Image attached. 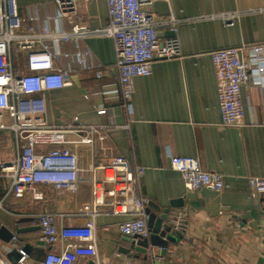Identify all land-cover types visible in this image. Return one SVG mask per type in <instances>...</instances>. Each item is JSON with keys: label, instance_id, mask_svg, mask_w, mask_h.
<instances>
[{"label": "crops", "instance_id": "crops-1", "mask_svg": "<svg viewBox=\"0 0 264 264\" xmlns=\"http://www.w3.org/2000/svg\"><path fill=\"white\" fill-rule=\"evenodd\" d=\"M16 3L22 14L37 17L33 24L38 28L47 24L48 15L54 17L50 23L57 29H69L74 23L101 27L108 19L105 0H74L66 11L59 10L52 0ZM259 4L264 0H157L150 8L156 15L165 17L172 11L185 18ZM22 30H27L26 24ZM170 34L165 27L158 30L160 37ZM177 35L179 56L155 58L149 74L132 79L129 109L111 92L118 82L112 39L91 35L63 43L61 50L68 55L58 53L54 64L67 71L72 84L45 91L43 118L54 126L75 118L88 124H109L104 139L96 142L97 153L112 147L132 164L144 167L139 190L147 198L144 207L149 236L132 241L153 244L162 258L152 261L148 251L129 248L130 241L117 229L126 216L109 212L95 218L100 258L117 264H264V197L255 194L247 180L250 175L264 177V93L252 80L247 81L241 87L242 122L221 125L209 54L214 48L264 43V11L241 14L233 24H224L217 17L182 20ZM83 49L89 54H76ZM97 69L100 76L95 75ZM98 107L105 111L97 112ZM15 148L12 131L0 130V160L13 158ZM172 154L195 156L202 168L222 173L223 187L187 188L179 172L170 167ZM8 184L9 180L0 176V199ZM36 189L40 198L25 192L20 198L8 193L2 200L0 226L37 227L16 233L15 242L0 239L4 255L14 263L20 256L18 247L27 252V264L40 260L50 248L38 240L39 212L67 213L63 225L84 221L75 211L90 198L88 183L79 184L76 193L48 185H37ZM172 208L183 211L187 230L179 234L169 229L160 235L159 226L168 225L162 211ZM53 247L59 248V243Z\"/></svg>", "mask_w": 264, "mask_h": 264}, {"label": "built area", "instance_id": "built-area-1", "mask_svg": "<svg viewBox=\"0 0 264 264\" xmlns=\"http://www.w3.org/2000/svg\"><path fill=\"white\" fill-rule=\"evenodd\" d=\"M52 1L61 11L71 8L74 2ZM105 1L108 14L105 25L90 28L74 23L69 29H57L50 23L53 16H46L47 24L38 28L33 24L37 17L22 14L16 0H0V130L12 131L16 141L14 157L0 160V176L9 180L3 198L8 193L20 198L25 192L40 198L37 185L71 193H76L81 183H88L90 187L89 200L75 211L84 217L82 223L61 224L67 216L65 212L44 210L37 214L38 240L50 248L33 264H75L77 261L117 264L100 258L97 252L95 218L102 212L126 216L117 223L120 233L134 239L149 236L144 207L147 198L139 190L144 167L132 164L112 147H103L100 154L96 151V142L104 139L105 129L111 125L88 124L75 118L71 123L54 126L43 118L45 91L72 84L67 71L54 64L58 53L68 55L61 50V45L91 35L110 37L118 72L117 86L111 92L129 109L132 79L149 74L155 58L181 54L177 30L182 20L217 17L224 24H233L241 14L264 11V4H259L179 18L172 11L165 17L154 14L150 7L157 0ZM24 24L26 31L22 30ZM161 27L171 34L160 37ZM22 50L23 55L19 54ZM76 54L87 55L89 51L76 50ZM209 54L217 83L220 123L239 125L244 116L241 87L252 80L264 93V43L219 47ZM95 75L100 76L101 70L97 69ZM104 111V107L97 108L99 113ZM169 164L189 189L223 187V174L202 168L195 156L172 154ZM247 180L254 193L264 197V177L250 175ZM167 221L176 233L187 230V218L178 208L167 212ZM9 241L15 242L16 235ZM58 243L59 248H52ZM152 245L148 243L147 251L152 261H159L162 256ZM17 249L20 256L14 263L0 247V264H27V252L21 247Z\"/></svg>", "mask_w": 264, "mask_h": 264}, {"label": "water", "instance_id": "water-1", "mask_svg": "<svg viewBox=\"0 0 264 264\" xmlns=\"http://www.w3.org/2000/svg\"><path fill=\"white\" fill-rule=\"evenodd\" d=\"M163 217L166 218L167 217V209H163ZM37 228L36 226H29V227H23V228H19L17 224L14 225V227L11 229V228H8L6 227L5 225H1L0 226V239L3 240V241H9L11 239V237L13 235H15L16 233H19L23 230H30V229H35ZM170 227L168 225H166L165 223L164 224H161L159 226V229H158V234H163L164 231H167L169 230ZM160 234V235H161ZM125 238L130 241V245H129V248H136V249H139L143 252H146L147 251V243L146 244H142V243H138L136 244L135 242H133V238L129 235H125Z\"/></svg>", "mask_w": 264, "mask_h": 264}, {"label": "rangeland", "instance_id": "rangeland-1", "mask_svg": "<svg viewBox=\"0 0 264 264\" xmlns=\"http://www.w3.org/2000/svg\"><path fill=\"white\" fill-rule=\"evenodd\" d=\"M19 54L23 55V54H24V51H23V50H22V51H20V52H19Z\"/></svg>", "mask_w": 264, "mask_h": 264}]
</instances>
